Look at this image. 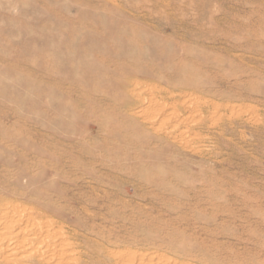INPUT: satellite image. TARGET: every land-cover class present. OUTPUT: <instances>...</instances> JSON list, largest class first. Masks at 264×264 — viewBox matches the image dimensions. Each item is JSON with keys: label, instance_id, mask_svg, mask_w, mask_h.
I'll return each instance as SVG.
<instances>
[{"label": "rangeland", "instance_id": "1", "mask_svg": "<svg viewBox=\"0 0 264 264\" xmlns=\"http://www.w3.org/2000/svg\"><path fill=\"white\" fill-rule=\"evenodd\" d=\"M0 264H264V0H0Z\"/></svg>", "mask_w": 264, "mask_h": 264}]
</instances>
